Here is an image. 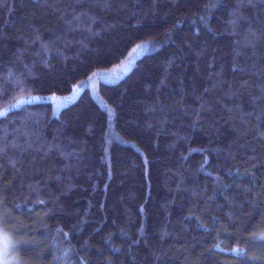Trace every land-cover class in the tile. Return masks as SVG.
I'll return each instance as SVG.
<instances>
[{"label": "trees", "instance_id": "1", "mask_svg": "<svg viewBox=\"0 0 264 264\" xmlns=\"http://www.w3.org/2000/svg\"><path fill=\"white\" fill-rule=\"evenodd\" d=\"M0 228L10 264H264V0H0Z\"/></svg>", "mask_w": 264, "mask_h": 264}, {"label": "rangeland", "instance_id": "2", "mask_svg": "<svg viewBox=\"0 0 264 264\" xmlns=\"http://www.w3.org/2000/svg\"><path fill=\"white\" fill-rule=\"evenodd\" d=\"M135 50V52H133L126 60H124L118 66H115L110 70L98 71L94 73L89 79L77 86L70 95L60 98H50L53 104V112L58 113L61 108L73 102L77 98L79 93L85 88H89L95 93L98 91V86L101 83H114L124 77L125 74H127V72L129 71V69L133 66L135 59H137V57L141 53L140 48H137Z\"/></svg>", "mask_w": 264, "mask_h": 264}, {"label": "snow or ice", "instance_id": "3", "mask_svg": "<svg viewBox=\"0 0 264 264\" xmlns=\"http://www.w3.org/2000/svg\"><path fill=\"white\" fill-rule=\"evenodd\" d=\"M22 90L23 89H21V91ZM261 239H264V236H262ZM15 248L16 245L14 244V242L7 235V233L4 232L3 228H0V264H10L8 256L10 254V250L14 251Z\"/></svg>", "mask_w": 264, "mask_h": 264}]
</instances>
